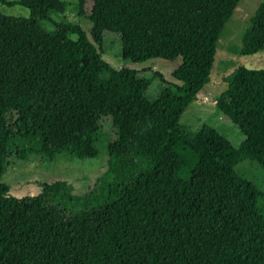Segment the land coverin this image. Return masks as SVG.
Wrapping results in <instances>:
<instances>
[{
	"label": "trees",
	"instance_id": "obj_1",
	"mask_svg": "<svg viewBox=\"0 0 264 264\" xmlns=\"http://www.w3.org/2000/svg\"><path fill=\"white\" fill-rule=\"evenodd\" d=\"M77 1L87 7L88 33L77 24L39 26L62 9L59 0H20L28 11L20 24L0 13V177L9 158L30 153L56 165L94 158L119 118L124 133L106 140L105 167L85 190L56 179L17 198L0 181V264H264L263 194L234 170L243 160L264 169V68L236 66L214 100L237 127L238 145L209 123L195 132L179 125L210 79L239 0ZM105 31L118 34L130 63L180 56L170 73L177 82L152 72L164 86L147 99L151 78L102 58ZM192 43L199 50L190 60L182 54ZM259 51L264 2L238 49ZM105 75L115 79L94 100ZM28 135L40 137L37 148H8ZM112 213L120 221L104 233Z\"/></svg>",
	"mask_w": 264,
	"mask_h": 264
},
{
	"label": "rangeland",
	"instance_id": "obj_2",
	"mask_svg": "<svg viewBox=\"0 0 264 264\" xmlns=\"http://www.w3.org/2000/svg\"><path fill=\"white\" fill-rule=\"evenodd\" d=\"M19 1H0V13L10 16L16 24L22 23L28 17L27 9L20 5ZM59 2L62 4V9L50 12L48 19L40 21L39 26L46 31L53 32L57 23L77 24L88 33L91 22L87 17V7L80 9L77 0H59ZM261 2L264 0H239L237 2L219 34L209 81L197 92L196 98L191 101L179 117V125L183 129L195 132L203 123H209L228 137L234 145H238L240 135L237 127L216 110L214 100L220 93L223 96L226 92L228 75L236 66L244 65L254 69L264 68V51H259L253 55H240L238 53L242 32L248 26L255 8ZM71 37L74 38V35ZM101 48L102 58L113 68L137 69L138 75L151 78L150 86L145 92V96L149 100H153L164 86V83L152 72L159 71L165 80L177 82L170 73L180 63V56L171 61L151 58L141 63H130L120 58L118 34L108 31L103 33ZM198 50L199 45L192 43L183 50L182 56L193 60ZM114 79L113 76L105 75V84L93 96V99L97 100L105 88L113 83ZM113 132L118 136H123L124 123L121 118L117 120V126L98 139L96 144L97 155L91 159L75 160L70 164L65 162L57 164V166L56 163L47 162L42 159V156L33 153L26 155L23 159L9 158L0 181L5 185L7 194L17 198L39 194L44 183L56 179L69 180L79 190H85L90 178L97 175L105 167L104 145L106 140L114 135ZM40 140L38 135H28L24 138L13 139L8 148L35 149L39 146ZM234 170L257 186L262 191L264 199V169L262 167L254 161L243 160L236 164ZM119 221L118 214H110L103 222L102 231L105 233ZM84 253L85 257L89 258L93 250L84 245Z\"/></svg>",
	"mask_w": 264,
	"mask_h": 264
}]
</instances>
